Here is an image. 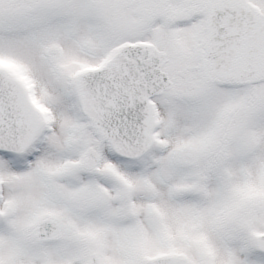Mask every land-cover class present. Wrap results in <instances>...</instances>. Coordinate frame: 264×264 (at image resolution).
<instances>
[{
    "label": "snow or ice",
    "instance_id": "snow-or-ice-1",
    "mask_svg": "<svg viewBox=\"0 0 264 264\" xmlns=\"http://www.w3.org/2000/svg\"><path fill=\"white\" fill-rule=\"evenodd\" d=\"M0 264H264V0H0Z\"/></svg>",
    "mask_w": 264,
    "mask_h": 264
}]
</instances>
